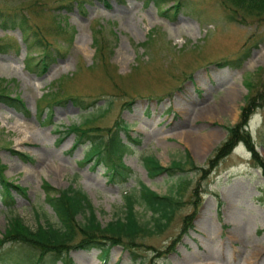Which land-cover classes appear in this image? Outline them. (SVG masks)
Returning <instances> with one entry per match:
<instances>
[{"label": "rangeland", "instance_id": "1", "mask_svg": "<svg viewBox=\"0 0 264 264\" xmlns=\"http://www.w3.org/2000/svg\"><path fill=\"white\" fill-rule=\"evenodd\" d=\"M30 1L0 0V7H19ZM38 1H43V9L32 6L29 14L31 21L43 26L58 3ZM172 1L164 0L161 5L166 7ZM107 2L85 0L82 8L73 2L71 8L60 10L72 26L73 36L62 54L41 73L23 65V58L27 50L35 60L42 44L26 40V49L17 28H0V40L7 44V50L0 52V77L15 79L9 81L7 90L18 94L27 108L23 113L0 102V160L5 164V175L26 187L25 194L11 188V202L0 198V231L14 214L30 227L57 222L43 199L42 179L56 187L70 184L83 189L102 224L121 214L122 193L134 192L139 220H149L150 212L137 196L138 184L159 194H173L179 173L148 176L141 156L150 154L166 166L172 159H182L186 150L195 165L206 166L226 129L238 120L247 95L245 83L255 84V93L258 78L264 79V16L230 20L219 0H180L175 14L173 9L160 13L153 0ZM32 10H40L39 15ZM91 20L106 25L113 49L107 59L111 64L109 78L100 67H87L93 58ZM73 71L75 74L65 80V89L86 102L96 97L94 104L82 108L67 99L44 108L49 118L44 110L38 114L35 107L41 93L55 78ZM233 84L237 92L230 99ZM101 92L104 94L97 96ZM129 99L133 100L125 109L124 102ZM107 100L111 103L106 104ZM106 106L107 111L98 116ZM253 112L246 127L264 158V106H254ZM85 116L96 117L92 125L103 127V135L107 127L119 122L118 117L126 124L130 138L121 128L119 135L129 148L121 160L132 171L124 182L108 180L102 165L93 164V158L82 160L87 142L69 149L72 134L57 142L62 133L55 127L61 130ZM203 135L206 141L202 145L197 138ZM11 149L26 152L32 160L19 159ZM183 174L191 177L182 192L183 204L164 230L136 238L132 253L137 259L143 264H264V177L251 165L244 146L238 143L203 178L196 170ZM195 184L197 206L192 226L178 236L181 217L193 210L189 198ZM6 250L10 253L6 264H17L16 255L33 256L17 243ZM68 255L71 264L131 263V252L120 244L100 251L70 249Z\"/></svg>", "mask_w": 264, "mask_h": 264}, {"label": "trees", "instance_id": "2", "mask_svg": "<svg viewBox=\"0 0 264 264\" xmlns=\"http://www.w3.org/2000/svg\"><path fill=\"white\" fill-rule=\"evenodd\" d=\"M73 2H75L76 6L82 8L85 0H57L58 4L53 6L49 20L46 23H41L43 26L31 21L29 14L32 6H37L42 10L43 1L32 0L28 4H20L19 7H0V27L2 29L17 28L20 31V38L24 42L26 49L28 47L27 42L29 44H42V50L35 60H33L34 55L27 54L26 50L24 65L29 69L32 68L38 73L45 71L49 62L66 49L73 36L72 26L67 24L64 20L65 15L61 14L60 10L71 8ZM102 2L108 5L107 0H102ZM153 2L160 13H164L166 9H173L172 13L175 14L180 0H174L166 7L161 5L164 0H153ZM219 4L227 11V18L230 20L242 21L251 15L257 19L264 16V0H219ZM39 11L32 10L35 16L39 15ZM89 30L93 47V58L87 67L98 66L103 69L104 74L109 78L111 72H109L108 65L111 64L107 59L113 49L109 45L110 38L107 36L106 25L98 20H91L89 22ZM109 31L113 34L111 29ZM46 32L52 35L53 38L51 39L53 41L50 40L49 34ZM145 43L146 41H142V44ZM6 50L7 44L0 40V52ZM73 74H75V71L70 74L60 75L48 85V89L41 93L36 102L35 110L38 114L43 111L45 106H49L51 103H60L67 99L77 102L82 108H88L94 104L96 97L86 102L83 101L81 95L67 92L65 80L70 79ZM9 81H15V79L10 78L8 80L0 77V102L17 111L27 113V108L21 97L18 94L11 95L8 92L7 89L9 87L7 85ZM257 82L259 87L255 93H252L255 91L252 89L255 84L253 85L249 80L245 83L247 95H245L244 103L240 108L238 121L226 129L225 138L216 146L211 157L207 159L206 166L195 165L186 150L182 159H172L166 166L161 165L150 154L142 156V165L149 176H154L160 172L167 174L179 173L178 180L175 183L174 194H159L143 183H139L137 196L150 211L149 220H139L134 210L136 202L134 192L125 191L122 195L121 214L114 215L113 218L102 224L97 219L92 204L84 190L70 184L65 187H55L42 179L40 188L43 192V198L52 209L57 222L45 221L43 224L37 223L35 227H30L19 215H11L0 231V264L7 263L10 253L6 250V247L12 243L22 245L33 253L32 257L26 258L25 256L19 257L16 255L14 262L17 264L21 262H23L22 264H70L71 259L67 255L70 249L89 247H105L107 249L113 244H120L131 252V264H143L142 259H137L136 254L132 253L136 238L164 230L175 211L183 204L182 192L190 182V178L183 173L196 170L199 178L205 177L218 160L228 154L237 141H241L250 153L251 164L258 167L261 175L264 176V158L254 148V143L248 131L243 129L254 106H264V79L258 78ZM103 94L101 92L97 96ZM122 94H124V91ZM132 100L125 101V106L130 104ZM41 101H46V105L42 106ZM110 103V101H106V104ZM107 107L99 110L98 116H102L107 111ZM95 118L93 116H85L77 123L71 122L63 126L61 130L55 127L58 133H62L56 139L59 142L64 136L73 134L70 149L87 142L82 151V159L87 160L93 157V163H101L103 165L108 180L124 182L130 175L131 169L123 163L121 155L129 145L122 140L119 130L122 128L126 136L130 138L126 124L122 123L120 126V123L115 121L112 126L105 129L106 134L103 135L100 133L104 129L103 127L92 125ZM11 152L23 161L32 160V157L25 152L15 149H11ZM4 169L5 164L0 160V198H3L5 202H11L13 200L10 193L11 188L25 194L26 187L13 182L11 177L5 175ZM196 190L195 184L191 190L192 197L189 198L193 210L190 214L186 213L181 217L178 236H181L191 225L197 206ZM173 243L171 242V244ZM57 260H60V262L56 263Z\"/></svg>", "mask_w": 264, "mask_h": 264}, {"label": "bare ground", "instance_id": "3", "mask_svg": "<svg viewBox=\"0 0 264 264\" xmlns=\"http://www.w3.org/2000/svg\"><path fill=\"white\" fill-rule=\"evenodd\" d=\"M230 93H229V98L230 99H234L235 98V95H236V92H237V89H236V86H235V84H233V85H231L230 86ZM224 109V108H223ZM234 109H236V107L234 108ZM186 137V136H185ZM198 139V142L200 143V144H204L205 143V141H206V136L205 135H203V136H200V137H198L197 138ZM26 143V142H25Z\"/></svg>", "mask_w": 264, "mask_h": 264}]
</instances>
